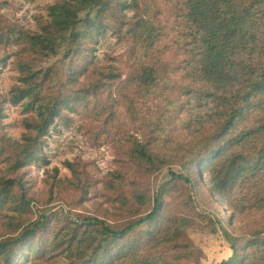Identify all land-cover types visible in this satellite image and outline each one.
Returning <instances> with one entry per match:
<instances>
[{"label": "rangeland", "instance_id": "obj_1", "mask_svg": "<svg viewBox=\"0 0 264 264\" xmlns=\"http://www.w3.org/2000/svg\"><path fill=\"white\" fill-rule=\"evenodd\" d=\"M59 1L0 0V95L7 98L15 85L23 84L24 63L42 73L48 69L57 73L55 85H46V91L80 90L76 102L71 100L61 110L44 136V159L13 170L10 161L0 156V176L23 183L14 182L10 194L0 199V238L16 235L41 211L56 213L59 224L67 215L77 219L98 215L119 224L148 213L157 189L163 186V208L169 216L161 228H167L168 237L191 248L193 259L188 262L221 264L235 257V264H264V125H259L264 123V101L227 135L256 129L228 146L221 156L224 161L232 153L238 154L237 164L246 166L238 172L231 190L215 191L209 172H195L192 187L182 181L176 184L171 170L183 171L181 155L222 143L216 139L220 125L213 121L218 103L203 92L208 83L195 79L199 44L178 17L179 0H136L137 7L105 20L106 26L83 46L88 56L77 58L74 69L83 71L73 82H69L70 64L63 59V52L56 56L34 54L20 40L23 34L41 32L50 19L49 7ZM261 6L259 16L264 18V4ZM148 15L155 19L161 35L150 50L152 57L138 59L145 50L137 47L128 31L132 22H120ZM259 31L264 32V24ZM236 57L250 64L264 62V52L242 50ZM142 62L155 66L164 76L158 85L164 95L144 96V86L133 83ZM185 84L193 92L187 93ZM167 96L174 102L167 101ZM3 107L0 132L23 143L28 132L24 119L36 115L35 106L24 98L18 103L5 100ZM138 142L164 159L159 171L148 173L138 161L134 152ZM75 174L85 179L84 186L73 184ZM20 186L32 199L29 205L18 199ZM122 193L128 195L129 205L139 208L134 216L122 206ZM153 227L146 223L140 231L145 235ZM31 254V247H25L17 262L73 264L65 253L50 260L35 259ZM159 264H172V259L164 255Z\"/></svg>", "mask_w": 264, "mask_h": 264}, {"label": "trees", "instance_id": "obj_2", "mask_svg": "<svg viewBox=\"0 0 264 264\" xmlns=\"http://www.w3.org/2000/svg\"><path fill=\"white\" fill-rule=\"evenodd\" d=\"M115 2L116 4L112 0L56 2L49 7L50 19L42 25L41 32L23 34L20 40L34 54L56 56L63 52V59L70 64L69 82H73L75 76L83 71V68L79 71L74 68L77 58L87 59L88 52L83 53V46L89 38L91 40L96 36L106 26L105 20L115 16V13L137 7L136 0ZM263 4L264 0H179L178 17L183 19L188 34L199 44L194 62L197 66L195 79L208 83V89H203V92L218 103L213 121L220 125L216 139L222 143L206 147L205 150L192 149L181 155L179 161L183 171L171 170L176 184L182 181L192 187L195 172H209L215 191L222 194L231 190L238 172L246 169L245 165L237 164L238 154L232 153L224 161H221V156L228 146L256 132V129H248L237 135L227 136L242 118H246L250 110L262 106L264 101V62L250 64L244 59L237 60L236 57L242 50L251 54L264 52V32L259 31L264 24V18L259 16ZM132 19L122 18L120 25L132 22L128 31L137 47L145 50L142 55L138 54V59L141 56L152 57L150 50L160 38V27L150 15ZM0 36H3L1 29ZM142 64L133 77V83L144 86V96L164 95L163 90L158 89L164 76L155 66L147 62ZM21 68L24 73L23 84L15 85L7 98L0 95V131L5 115V100L18 103L27 98L36 108V115L24 119L28 132L24 135L23 143L20 144L0 132V156H5L10 161L13 170H19L28 162L44 159L41 153L44 136L61 110L71 100L76 102L80 91L67 93L62 88L46 91V85L51 87L58 80L55 71L48 69L42 73L26 63L21 64ZM184 86L187 93L193 92L190 85ZM166 100L174 102L169 96ZM134 152L148 173L159 171L163 167L164 159L145 144L138 142ZM75 176L73 184L76 187L84 186L85 179L78 174ZM15 180L5 175L0 176V199L10 194L14 182H17ZM17 183L23 185L21 181ZM88 192L89 189L85 190V196ZM163 193L164 187L160 186L148 213L119 224H111L98 215H86L79 219L67 215L59 224L55 222L59 218L56 213L41 211L36 219L16 235L0 238V264H19L18 259L28 246L35 259L50 260L65 253L73 264H159L164 255L170 256L172 264H191L188 262L193 259L190 255L191 248L168 237L165 234L167 228L164 231L161 228L169 216L163 208ZM18 196L23 204L29 205L32 201L23 189ZM142 197L139 195L140 199ZM120 199L130 216L140 211L133 203L129 205L127 194H120ZM146 223L153 224L154 227L143 235L140 226ZM235 263V257H232L221 264Z\"/></svg>", "mask_w": 264, "mask_h": 264}]
</instances>
